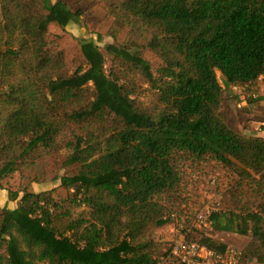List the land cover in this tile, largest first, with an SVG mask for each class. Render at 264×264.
<instances>
[{
  "label": "trees",
  "instance_id": "trees-1",
  "mask_svg": "<svg viewBox=\"0 0 264 264\" xmlns=\"http://www.w3.org/2000/svg\"><path fill=\"white\" fill-rule=\"evenodd\" d=\"M94 2L129 31L80 36L72 69L51 24L82 7L0 0V183L30 173L17 205L0 204V264H156L173 243L156 230L204 205L185 182L202 163L223 184L214 230L250 235L243 262L264 263V135L232 121L227 89L264 74V0ZM53 173L58 186L34 189Z\"/></svg>",
  "mask_w": 264,
  "mask_h": 264
},
{
  "label": "rangeland",
  "instance_id": "rangeland-1",
  "mask_svg": "<svg viewBox=\"0 0 264 264\" xmlns=\"http://www.w3.org/2000/svg\"><path fill=\"white\" fill-rule=\"evenodd\" d=\"M55 1V0H52ZM67 2L74 9L78 7H82L85 12L82 16L81 22L72 21L67 26H62L59 23H52L51 30L54 33H60V45L65 47L69 51V66L73 69L81 60H83V56L81 53V43L79 40L80 36H85L89 39L99 40L100 37H103L102 43L104 41H112L115 38L119 40H124L128 34L129 28L117 20L112 15H106L103 12L98 11V7L96 6L94 0H67ZM136 49H140V47H135ZM145 55L152 60L154 65L159 62V57L151 50H146ZM111 58H109L110 61ZM221 75V74H220ZM222 77V76H220ZM241 112H244L242 110ZM259 117V116H258ZM257 118V117H256ZM253 118V120H256ZM252 119V118H250ZM246 118L242 119L244 122ZM59 170L58 175L61 174ZM57 173H53L47 180L42 182H34L32 185L35 190L40 191L44 189H49L54 186H58L60 183V179L56 176ZM30 173H13L9 175L7 178L3 179L0 183V204H7L11 207H15L17 205L16 200L11 201L9 199V192L16 191L20 194H23L25 187L29 184ZM185 182L189 183L190 196L191 201L195 200L198 196L200 202L203 203L202 207H204L209 202L217 201L215 195L221 192L220 188L223 187V184L219 181L217 173L214 172L213 168L207 163H202V166L197 167L196 165H190L188 169L185 171ZM65 192L63 187L58 188V192ZM4 197V198H3ZM221 198L219 199V204L221 207ZM16 202V203H15ZM188 204H192L191 202H187ZM198 202L192 206L194 208L198 207ZM201 207V208H202ZM81 206H76L74 209L78 210ZM180 219V218H179ZM180 221H184L181 220ZM235 230V229H234ZM174 225L173 221L159 229L156 230V237H161L163 239H173L174 237ZM211 235L220 238V232L216 230H211ZM238 233L232 236H226L229 241H233L236 244L244 247L245 244L249 241L250 235ZM251 264H264L262 262L253 261Z\"/></svg>",
  "mask_w": 264,
  "mask_h": 264
},
{
  "label": "built area",
  "instance_id": "built-area-1",
  "mask_svg": "<svg viewBox=\"0 0 264 264\" xmlns=\"http://www.w3.org/2000/svg\"><path fill=\"white\" fill-rule=\"evenodd\" d=\"M227 89L237 96L239 106H252L254 112H261L258 126L264 129V74L249 82L231 83ZM221 196L220 193L216 194L217 201L200 208L189 223L180 221L175 213L171 215L175 229L172 248L167 254L160 255L156 264H244L243 247L226 238L237 234V230L219 231L218 238L226 243L224 249L211 247L193 236L197 230L212 234L210 231L214 226L211 213L221 209Z\"/></svg>",
  "mask_w": 264,
  "mask_h": 264
},
{
  "label": "crops",
  "instance_id": "crops-1",
  "mask_svg": "<svg viewBox=\"0 0 264 264\" xmlns=\"http://www.w3.org/2000/svg\"><path fill=\"white\" fill-rule=\"evenodd\" d=\"M242 110H244V112H241ZM230 114L232 121L238 123L240 126H245L247 132L264 135V129L258 126V118L260 117L261 112H254L252 106L241 107L238 104V100H236L230 106ZM243 118H246L244 122H242ZM253 118H256V120H253Z\"/></svg>",
  "mask_w": 264,
  "mask_h": 264
}]
</instances>
